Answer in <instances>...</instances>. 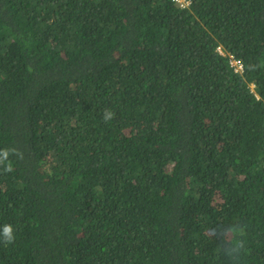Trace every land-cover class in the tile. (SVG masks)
Masks as SVG:
<instances>
[{"label": "trees", "instance_id": "obj_1", "mask_svg": "<svg viewBox=\"0 0 264 264\" xmlns=\"http://www.w3.org/2000/svg\"><path fill=\"white\" fill-rule=\"evenodd\" d=\"M0 264H264V0H0Z\"/></svg>", "mask_w": 264, "mask_h": 264}, {"label": "clouds", "instance_id": "obj_2", "mask_svg": "<svg viewBox=\"0 0 264 264\" xmlns=\"http://www.w3.org/2000/svg\"><path fill=\"white\" fill-rule=\"evenodd\" d=\"M177 3L181 5H186L188 3V0H176ZM4 235L7 242H11L13 240V236L11 235V229L6 227L4 230Z\"/></svg>", "mask_w": 264, "mask_h": 264}, {"label": "built area", "instance_id": "obj_3", "mask_svg": "<svg viewBox=\"0 0 264 264\" xmlns=\"http://www.w3.org/2000/svg\"><path fill=\"white\" fill-rule=\"evenodd\" d=\"M230 65L233 66V67L236 66L235 70H240L241 69V64L238 63L236 60H231L230 61Z\"/></svg>", "mask_w": 264, "mask_h": 264}]
</instances>
